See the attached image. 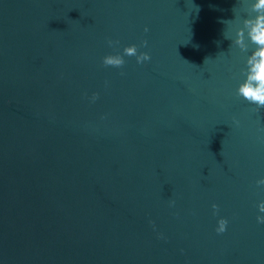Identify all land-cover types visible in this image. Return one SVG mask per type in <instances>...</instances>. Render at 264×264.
Listing matches in <instances>:
<instances>
[{"label": "water", "instance_id": "water-1", "mask_svg": "<svg viewBox=\"0 0 264 264\" xmlns=\"http://www.w3.org/2000/svg\"><path fill=\"white\" fill-rule=\"evenodd\" d=\"M234 3L0 0V264H264V109L237 95L264 6ZM131 45L151 60L103 65Z\"/></svg>", "mask_w": 264, "mask_h": 264}, {"label": "clouds", "instance_id": "clouds-1", "mask_svg": "<svg viewBox=\"0 0 264 264\" xmlns=\"http://www.w3.org/2000/svg\"><path fill=\"white\" fill-rule=\"evenodd\" d=\"M240 3V0H235V3L231 9L232 18H234L235 9ZM259 4L264 6V0H259ZM220 21L224 27L222 36L227 39L224 35V28L227 24L224 21ZM254 24L251 27L247 43L242 49L248 53V59L245 62V75L241 83L237 88V95L241 97L250 105H255L257 110L264 109V17H254ZM145 31H148L146 28ZM119 41H108L109 47L118 45ZM247 44H251L252 47L248 48ZM231 46V43H230ZM239 47V45H237ZM141 47H147V41H143ZM124 56L135 57L137 64H144L151 60V56L147 52H139L136 45H131L123 49V55L117 53L114 55H107L103 58V65L105 67L122 68L125 64ZM121 75H124L121 72ZM90 102L95 103L99 99L98 94H93L90 98ZM257 185H264V180L257 181ZM175 202L172 201L170 206H174ZM214 215L218 214V206L212 205ZM258 212L264 214V201L258 204ZM256 222L259 225H264V215H257ZM228 221L226 219H219L217 221V227L215 229L218 235L223 234L227 231ZM153 230L155 231V225L153 224ZM160 238H163L162 236Z\"/></svg>", "mask_w": 264, "mask_h": 264}]
</instances>
